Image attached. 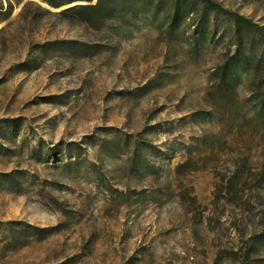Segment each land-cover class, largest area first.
Segmentation results:
<instances>
[{"label": "rangeland", "instance_id": "obj_1", "mask_svg": "<svg viewBox=\"0 0 264 264\" xmlns=\"http://www.w3.org/2000/svg\"><path fill=\"white\" fill-rule=\"evenodd\" d=\"M216 1L264 25V0ZM69 5L0 0V264H264V120L252 73L214 72L229 33L193 50Z\"/></svg>", "mask_w": 264, "mask_h": 264}, {"label": "trees", "instance_id": "obj_2", "mask_svg": "<svg viewBox=\"0 0 264 264\" xmlns=\"http://www.w3.org/2000/svg\"><path fill=\"white\" fill-rule=\"evenodd\" d=\"M53 7L70 4L58 12L71 21L99 31L110 25L118 30L138 20L154 25L165 38L185 39L193 50L204 41H223L234 46L223 51V62L214 70L220 73L221 88L238 83L241 73H252L256 86L251 89L252 109L264 120V44L258 52H247L244 43L254 37L264 40V25L254 22L216 0H42ZM222 30L219 34V30ZM218 35V36H217ZM225 43V42H224ZM228 78V79H226ZM259 80V81H258ZM263 88V90H261Z\"/></svg>", "mask_w": 264, "mask_h": 264}]
</instances>
